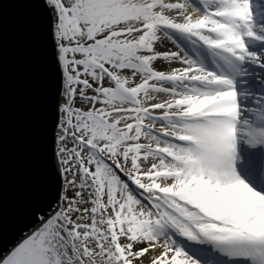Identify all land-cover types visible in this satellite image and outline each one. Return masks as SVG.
<instances>
[{"label": "snow or ice", "instance_id": "snow-or-ice-1", "mask_svg": "<svg viewBox=\"0 0 264 264\" xmlns=\"http://www.w3.org/2000/svg\"><path fill=\"white\" fill-rule=\"evenodd\" d=\"M12 2L46 22L26 128L52 203L0 264H264V0Z\"/></svg>", "mask_w": 264, "mask_h": 264}, {"label": "water", "instance_id": "water-1", "mask_svg": "<svg viewBox=\"0 0 264 264\" xmlns=\"http://www.w3.org/2000/svg\"><path fill=\"white\" fill-rule=\"evenodd\" d=\"M3 21V189L0 195V251L8 250L33 223L31 212L45 211L49 198L30 197L34 182L33 149L26 128L27 106L37 87L30 57L29 36L33 27L46 22L34 5L6 0ZM58 80L48 69L42 87L57 91Z\"/></svg>", "mask_w": 264, "mask_h": 264}]
</instances>
